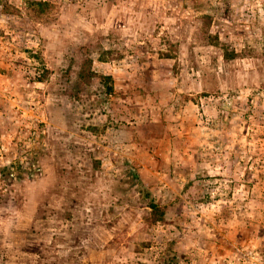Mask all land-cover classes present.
<instances>
[{
    "label": "rangeland",
    "instance_id": "374dc122",
    "mask_svg": "<svg viewBox=\"0 0 264 264\" xmlns=\"http://www.w3.org/2000/svg\"><path fill=\"white\" fill-rule=\"evenodd\" d=\"M0 264H264V0H0Z\"/></svg>",
    "mask_w": 264,
    "mask_h": 264
},
{
    "label": "trees",
    "instance_id": "16d2710c",
    "mask_svg": "<svg viewBox=\"0 0 264 264\" xmlns=\"http://www.w3.org/2000/svg\"><path fill=\"white\" fill-rule=\"evenodd\" d=\"M148 207H149L153 212H159V211H160L159 207L156 205V203H155L154 200H152V199L149 201V205H148Z\"/></svg>",
    "mask_w": 264,
    "mask_h": 264
}]
</instances>
